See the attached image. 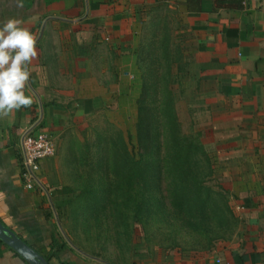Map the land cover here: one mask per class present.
I'll list each match as a JSON object with an SVG mask.
<instances>
[{"label": "crops", "instance_id": "obj_1", "mask_svg": "<svg viewBox=\"0 0 264 264\" xmlns=\"http://www.w3.org/2000/svg\"><path fill=\"white\" fill-rule=\"evenodd\" d=\"M161 8L186 40V114L232 200L239 237L202 253L155 249L139 264H264V0H0V22L19 19L38 38L26 93L36 102L0 119V224L47 264L112 263L69 231L76 191L53 157L40 163L32 190L22 187L21 136L48 134L56 148L99 109L135 116L141 33ZM0 264L25 262L0 242Z\"/></svg>", "mask_w": 264, "mask_h": 264}, {"label": "rangeland", "instance_id": "obj_2", "mask_svg": "<svg viewBox=\"0 0 264 264\" xmlns=\"http://www.w3.org/2000/svg\"><path fill=\"white\" fill-rule=\"evenodd\" d=\"M148 17L141 33L140 71H144V79L150 84L152 78L147 75L150 71L147 66L155 64V67H160L157 70L166 81L172 80L173 105L179 129L184 135L195 134L193 125L189 124L187 102L182 98L183 88L179 82L187 62L186 40L173 35V16L167 10L149 11ZM166 46L168 51L165 54L162 51ZM146 54H149L147 59ZM168 65H171L170 77L164 72ZM176 72L178 75L174 76ZM153 92L149 91V97H153ZM136 122V110L135 116L127 117L99 109L79 125L65 130L57 141L52 160L57 165L59 177L76 191L67 209V219L69 231L82 247L104 262L130 264L133 260V264H139L156 250L202 253L239 237L235 217V223L226 214L214 221L210 211L212 207L223 208L217 198L211 201L210 191L221 195L230 210L229 204L232 203L222 189L221 179L213 173L214 164L211 165V177L201 184L202 206L206 212L201 211L200 218L198 216L194 220L176 216L171 210L166 180L162 181L161 189L156 193L158 202L165 204L164 212L159 203L152 199L148 201V192L135 174L119 172L115 175L109 172V175L102 169L100 154L112 158L111 153L117 149L113 145L117 143L118 134L125 142L129 137L127 151L133 161L139 160ZM197 135L201 145L204 144L200 134ZM204 150L211 162L212 157L206 148ZM148 202L152 203L150 207H147ZM245 246L249 249L250 244Z\"/></svg>", "mask_w": 264, "mask_h": 264}, {"label": "trees", "instance_id": "obj_3", "mask_svg": "<svg viewBox=\"0 0 264 264\" xmlns=\"http://www.w3.org/2000/svg\"><path fill=\"white\" fill-rule=\"evenodd\" d=\"M167 51L166 46L162 52L166 54ZM148 57L149 54H146L145 58ZM147 69L150 70L147 75L151 76L152 81L149 84L144 79V71H141V92L136 101L135 139L136 147L140 151L139 160L133 161L127 151L129 137L125 142L118 134L117 143L113 145L117 149L116 152L111 153L112 158L109 159L100 154L102 169H105L108 174L109 172L115 175L119 172L135 174L148 192V201L152 199L156 204L159 203L163 211L165 204L162 201L158 202L156 193L160 191L162 181L166 180L171 210L176 216L194 220L201 211L206 212L202 206L204 200H202L200 190L203 181L212 175V164L197 133L184 135L179 129L174 112L172 80L166 81L163 74L157 70L160 67H155V64H150ZM164 72L170 77L172 75L171 65H168ZM151 90L154 91L153 97L148 95ZM105 152L106 150L103 151ZM209 196L211 201L217 198L224 208L212 207L210 209L214 221L220 220L226 214L234 222L233 214L226 205L225 199L219 194L215 195L212 191L209 192ZM209 196L206 195L205 198L208 199ZM151 205L152 203H147V207Z\"/></svg>", "mask_w": 264, "mask_h": 264}, {"label": "clouds", "instance_id": "obj_4", "mask_svg": "<svg viewBox=\"0 0 264 264\" xmlns=\"http://www.w3.org/2000/svg\"><path fill=\"white\" fill-rule=\"evenodd\" d=\"M18 6L22 4L18 2ZM37 39L19 19L0 22V119L36 102L33 95L26 93L32 76L29 66L38 55Z\"/></svg>", "mask_w": 264, "mask_h": 264}, {"label": "built area", "instance_id": "obj_5", "mask_svg": "<svg viewBox=\"0 0 264 264\" xmlns=\"http://www.w3.org/2000/svg\"><path fill=\"white\" fill-rule=\"evenodd\" d=\"M21 171L19 179L25 190H32L37 184L36 175L40 163L54 156L53 137L42 132L25 131L20 139Z\"/></svg>", "mask_w": 264, "mask_h": 264}, {"label": "water", "instance_id": "obj_6", "mask_svg": "<svg viewBox=\"0 0 264 264\" xmlns=\"http://www.w3.org/2000/svg\"><path fill=\"white\" fill-rule=\"evenodd\" d=\"M0 242L11 249L27 264H47L42 257L0 224Z\"/></svg>", "mask_w": 264, "mask_h": 264}]
</instances>
